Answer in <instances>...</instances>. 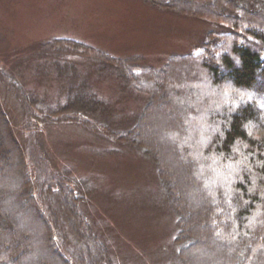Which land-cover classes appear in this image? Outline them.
<instances>
[{
    "label": "trees",
    "instance_id": "obj_1",
    "mask_svg": "<svg viewBox=\"0 0 264 264\" xmlns=\"http://www.w3.org/2000/svg\"><path fill=\"white\" fill-rule=\"evenodd\" d=\"M145 1L160 10L225 24L229 31L208 32L198 52L171 56L159 70L141 65L139 57L113 58L75 40L46 42L39 52L103 59L129 88L146 96L134 126L114 137L156 166L176 214L173 243L183 264H200L202 251L213 259L211 264H264V0ZM182 74L188 80L179 85ZM0 80L23 104L25 127L36 116L47 120L75 114L87 122L106 112L103 100L84 85L70 87L63 100L49 106L1 70ZM157 98L172 104L168 117L179 128L168 132L162 144L144 129L159 114ZM171 153L191 188L168 165ZM37 164L30 169L0 101V264H113L80 210L85 184L66 174H47ZM35 172L41 175L40 188ZM43 193L61 226L62 241L42 206Z\"/></svg>",
    "mask_w": 264,
    "mask_h": 264
},
{
    "label": "rangeland",
    "instance_id": "obj_2",
    "mask_svg": "<svg viewBox=\"0 0 264 264\" xmlns=\"http://www.w3.org/2000/svg\"><path fill=\"white\" fill-rule=\"evenodd\" d=\"M221 31L229 27L160 10L145 0H0L1 72L49 106L80 85L91 88L106 106L100 118L87 122L75 114L47 120L36 116L25 127L23 104L0 80V101L23 143L30 169L38 163L47 174H66L85 184L80 210L107 246L113 264H183L173 243L176 214L156 166L139 149L114 137L134 126L146 96L129 88L103 59L39 52L40 44L75 40L113 58L139 57L141 65L159 70L171 56L198 52L208 32ZM183 74L179 85L188 80ZM155 105L159 114L144 129L162 144L168 132L179 128L169 120L170 102L157 98ZM166 159L181 174V184L191 188L174 153ZM34 177L40 188L41 175L35 172ZM42 195V206L62 241L52 205ZM200 241L198 250L202 236ZM212 260L206 251L200 252V264Z\"/></svg>",
    "mask_w": 264,
    "mask_h": 264
}]
</instances>
